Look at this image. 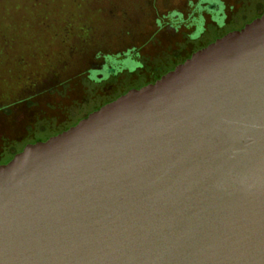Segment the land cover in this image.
<instances>
[{
	"label": "water",
	"instance_id": "1",
	"mask_svg": "<svg viewBox=\"0 0 264 264\" xmlns=\"http://www.w3.org/2000/svg\"><path fill=\"white\" fill-rule=\"evenodd\" d=\"M0 264H264V12L0 163Z\"/></svg>",
	"mask_w": 264,
	"mask_h": 264
},
{
	"label": "rangeland",
	"instance_id": "2",
	"mask_svg": "<svg viewBox=\"0 0 264 264\" xmlns=\"http://www.w3.org/2000/svg\"><path fill=\"white\" fill-rule=\"evenodd\" d=\"M198 1L0 0V163L25 144L44 140L129 89L153 82L264 12V0H220L225 19L218 25L206 10L196 9ZM200 12L204 30L192 38ZM128 52L142 64L132 72L127 70L133 62L116 57ZM107 54L116 57L111 67L127 70L91 79L90 71L100 69ZM17 58L23 63L19 81L7 83V68L12 62L17 68Z\"/></svg>",
	"mask_w": 264,
	"mask_h": 264
},
{
	"label": "trees",
	"instance_id": "3",
	"mask_svg": "<svg viewBox=\"0 0 264 264\" xmlns=\"http://www.w3.org/2000/svg\"><path fill=\"white\" fill-rule=\"evenodd\" d=\"M205 4V5H203ZM213 6V8H211L210 6ZM196 9L198 11H201V10H206L208 12L211 13L212 15V19L218 24V25H223L224 23V19H225V14H224V7H223V4L220 0H199L198 3L196 4ZM172 15H178V16H181L179 12H176L174 11L172 13ZM194 21H195V30L192 34V37L193 38H197L204 30V18L201 14H198L197 17L194 18ZM20 57V56H19ZM115 57L113 56H110L109 54H107L105 56V65L102 69H99V70H91L90 71V75L89 77L91 79H95V80H101V79H105L107 78L112 72H110L108 70V65H109V62L111 59H113ZM127 60L131 61L134 63V66L128 70L130 71H133L135 68H137L138 66L141 65L140 62L138 61H134L132 60L131 58H126ZM124 59V60H126ZM16 67L15 68L13 65V62L11 63V65L7 68V72H8V80H6V82L8 83L9 81V78L10 79H13L15 80V82L19 81V77H20V73H21V69L23 68V63H21V58H17L16 62ZM116 68V71H120V70H123V68H119L117 66H115ZM126 69V68H124ZM12 70H16V72L12 73ZM98 75H100L101 77H98ZM3 79H7V78H3ZM4 81V80H3ZM35 96V95H33ZM32 96V97H33Z\"/></svg>",
	"mask_w": 264,
	"mask_h": 264
},
{
	"label": "flooded vegetation",
	"instance_id": "4",
	"mask_svg": "<svg viewBox=\"0 0 264 264\" xmlns=\"http://www.w3.org/2000/svg\"><path fill=\"white\" fill-rule=\"evenodd\" d=\"M222 2V1H221ZM222 4H223V7H224V3L222 2ZM211 8H213V6L211 5L210 6ZM225 9V8H224ZM223 9V10H224ZM174 11H171L169 14H172ZM176 12H178V11H176ZM208 12V11H207ZM224 12V11H223ZM180 13V12H179ZM210 15H211V13L210 12H208ZM200 14L202 15V12H200ZM203 16V15H202ZM204 18V17H203ZM211 19H212V15H211ZM213 20V19H212ZM213 22H215L214 20H213ZM204 23H205V19H204ZM192 37V36H191ZM193 38V37H192ZM110 55V54H109ZM111 56V55H110ZM113 57H115V56H113ZM117 57V59H119V60H124V59H126V58H131L132 60H134V61H138V62H140L139 60H137L136 58H135V56L134 55H132V54H130L129 52L128 53H125L123 56H119V55H117L116 56ZM115 57V58H116ZM184 61V60H183ZM141 63V62H140ZM104 65H105V62H104V64L101 66V68L100 69H102L103 67H104ZM142 66V64L140 65V66H138L137 68H135L133 71H135L136 69H138V68H140ZM92 70H99V69H92ZM108 70L110 71V72H113V73H115V72H117L116 71V68H114V67H111L110 65H108ZM123 70H127V69H123ZM123 70H120V71H123ZM171 70V69H170ZM127 71H129V70H127ZM169 71V70H168ZM130 72H132V71H130ZM156 80V79H155ZM154 80V81H155ZM153 81V82H154ZM76 124V123H75ZM67 129V128H66ZM65 130V129H64ZM63 131V130H62ZM61 132V131H60ZM42 140V139H41ZM36 141H38V140H36ZM35 142V141H34Z\"/></svg>",
	"mask_w": 264,
	"mask_h": 264
}]
</instances>
